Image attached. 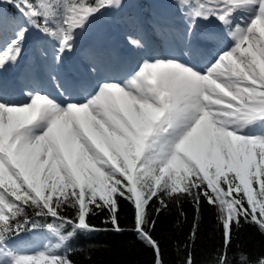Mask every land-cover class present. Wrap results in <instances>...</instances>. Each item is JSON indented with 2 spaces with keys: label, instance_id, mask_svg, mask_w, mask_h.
<instances>
[{
  "label": "snow or ice",
  "instance_id": "1",
  "mask_svg": "<svg viewBox=\"0 0 264 264\" xmlns=\"http://www.w3.org/2000/svg\"><path fill=\"white\" fill-rule=\"evenodd\" d=\"M2 4L15 7L19 20L0 47V73L20 61L30 30L54 43L59 63L91 20L121 0ZM174 8L188 37L202 23L218 25L209 39L225 43L206 67L149 57L128 79L99 83L83 102L62 84L65 99L31 91L19 103L0 91V264H75L68 241L101 231L91 215L107 211L122 231L120 200L132 205L155 264L163 260L152 235L154 201L157 216L166 199L190 198L197 214L202 199L214 207L224 233L217 264H229L233 226L243 220L264 232V0H174ZM6 24L0 7V36ZM42 228L55 243L39 250L18 243ZM239 259L248 264L246 255ZM185 264H194L191 252Z\"/></svg>",
  "mask_w": 264,
  "mask_h": 264
},
{
  "label": "trees",
  "instance_id": "2",
  "mask_svg": "<svg viewBox=\"0 0 264 264\" xmlns=\"http://www.w3.org/2000/svg\"><path fill=\"white\" fill-rule=\"evenodd\" d=\"M143 12H148L151 0H138ZM7 14V23L13 26L19 14L11 4L0 5ZM133 12V11H130ZM166 208L157 216L155 209L160 207L154 201L149 209L150 219L156 220L153 237L159 242L163 264H185L191 252L194 264H217L218 255L224 243L223 228L217 210L207 201L201 200L197 214L190 198L166 199ZM65 214L74 215V210L66 209ZM89 223L101 231L78 233L68 241L73 249L71 258L75 264H155V253L138 238L135 230L134 209L125 200L119 202L118 223L122 231L113 230L108 222L107 211L91 215ZM51 220L42 223H51ZM196 226L195 240L191 239L193 225ZM39 230L28 231V239ZM70 230V229H66ZM52 243L56 240L52 237ZM248 258V264H258L264 257V232L258 225L241 221L239 227L233 226L231 247L228 252L229 264H240V255Z\"/></svg>",
  "mask_w": 264,
  "mask_h": 264
},
{
  "label": "rangeland",
  "instance_id": "3",
  "mask_svg": "<svg viewBox=\"0 0 264 264\" xmlns=\"http://www.w3.org/2000/svg\"><path fill=\"white\" fill-rule=\"evenodd\" d=\"M151 1L152 2L149 3L150 9H149L148 17L142 18L140 22L132 23V25L134 24L135 27H132V25H130V24L125 26L124 23L121 22V19L119 18V16H113L114 15L113 12H115L116 15L121 14L123 11L124 12L135 11L137 13V11H140L138 9V7L140 6V3L137 0H121V6L114 8V9H111V10H108V11H105L102 14L97 15L94 19H92L91 22L88 24L87 28L85 30H83L82 32H80L78 35V38L76 39L74 49L72 50V53L69 55L70 66H71L70 69H75V67L77 68L78 63L80 64V66H82L81 65L82 62H80V60L81 61L83 60L85 62H89V60L86 59V57H85L87 52L91 48L100 47L102 49L105 47V46L103 47V45L104 44L106 45L108 42L110 43L111 48L107 49V50H108V52H110V54L112 53L111 61H112V63H115L114 67L116 66V68H117L116 70H118V71L120 70V66H118L119 67L118 68L117 64H116L117 61H120L121 59H125L126 55H127L126 53L121 52L122 48L124 47V46L120 47L121 43H124L126 48L129 50L128 55L131 56L130 61L133 60V63L127 68L128 71H119V72H121V74L115 76L114 78H110L108 80H113L116 82H122L123 80L128 79L130 77V75L137 69L138 65L140 63H142V61L144 59H147L149 57L166 58L165 57L166 52L163 51L165 49L160 47V42L158 40L160 37H158V36L162 35L163 33H166L167 29H164V28L161 29L160 33H162V34H158L156 32V30H154V27H159L161 24L166 23V22H168L169 24H171L170 26H172V25H174V22L172 20L177 21L181 25H186L187 22L184 19H182L179 15L176 14V11L174 8V0H169L171 8H170L168 14H169L170 18L169 17L165 18V15H167V14L165 13V10H163V8H161L159 6L158 2H156L155 0H151ZM144 14L145 13H141V15H144ZM132 17H133L132 20L135 22V16H132ZM128 19L130 20V18H128ZM18 20H16L15 23ZM143 20H145V21H147V23L151 24V26H145L143 36H146V38H147L148 34L150 33L149 34V35H151L150 37L152 39H154L159 44V47H160L159 50H161L162 55H155V54H153V52L148 51L147 44L144 42L145 38H144V40H142V38L140 37V32L139 33L137 32V31L141 30L139 28V25ZM153 21H156L158 24L154 23ZM15 23L13 26H10L8 23L5 25V29H4L5 35L0 36L2 41H4L5 38H11L12 32L15 30ZM210 23H211V26H213V27L218 26L215 22H210ZM107 24L111 28V34L109 33V30L107 29V28H109L107 26ZM126 29H128V32H126ZM129 30H132V33H130L131 36L128 35ZM171 30H172V32L176 31L174 28H172ZM202 34H204V33L201 31L197 33L198 37H196L194 40L195 46L198 43H205V44L211 43L215 46V42L213 41V39L208 40V41H205V40L200 41L201 39H200L199 35H202ZM107 35H109V37ZM121 37H122V39H121ZM204 37H207V36H204ZM131 39H139L141 41L142 47H140V48L135 47L130 42ZM171 39L174 41L173 38H170L165 43V47L173 48L172 53H169L168 55H170L171 59H176L175 57H171V55L173 54L174 51L175 52L181 51V53H183V51H185L184 47H186V46L183 44L186 43L187 38L185 39L186 41H184V42H183V40L180 39V40L175 41V43L171 42L170 41ZM147 42H149V40H147ZM220 42L221 41H219V43ZM45 43L48 44V47H50V52L45 48V45H46ZM87 45L88 46L90 45V48ZM2 46H3V43L0 45V47H2ZM175 47H176V49H174ZM107 50L105 49V51H103V52L99 51V52H100V54L106 52L104 54L107 55ZM113 50H115V51L118 50L116 53V56H114V52H112ZM123 50L125 51V47L123 48ZM151 51H154V48H152ZM97 53L98 52H93L91 54V57L95 56V57H100V58L105 59L102 56H98ZM23 55L27 61H28V56H30L29 57L30 58L29 66H28L29 68L27 67V63H26L20 69L21 70L25 69V73L27 71L28 74H32L34 72H39L38 71L39 70V68H38L39 62L42 61V62L47 63L50 60H52V61L54 60V55H55L54 43L50 39L44 38L42 35H39L38 33H36L35 30H30V33H29V35L25 41L24 54ZM192 57H193V59L199 60V58H197L195 56H192ZM103 65H106V63L103 62ZM88 68H89V70L87 71V75H85L86 80L83 81V84H80V87L76 86V88H75L79 93H81L82 95H85L86 97L95 89L93 86V84L96 83L95 78H100L99 76H101V74H102L101 72L100 73L96 72V70L94 69V67L92 66L91 63H90ZM132 68H133V70H132ZM7 69L5 71H3L2 73L4 74L7 71ZM82 71H83V69H82ZM82 71H80V74L82 77H84L82 75V73H84V72H82ZM25 78H27V75ZM16 82H17V80H16ZM39 86H40L39 87L40 89L38 87H34L32 89H29V92L41 91L42 93L51 94L52 96H54L52 93H50L51 88L49 90V88L47 87V90H48L47 91V90H44V87L42 84H39ZM84 90H86V91L89 90V91L85 92ZM4 95H5L6 99H9V100H12L15 102H19V103L27 102V97H24L22 99V97L19 96L18 94L12 95L10 93H7V94L4 93ZM59 99H61V98H59ZM83 100H81L79 102H83ZM39 232H40L39 235L47 233L44 231H39ZM49 239H50L49 243H52L51 238H49ZM24 240H25V238H21L20 242H18V243L21 244L22 246L28 248V249H31V250H39L45 245V244L41 245L40 244L41 241L38 239V237L36 239V236H35V239L33 240V242H30V243L27 242L26 243Z\"/></svg>",
  "mask_w": 264,
  "mask_h": 264
},
{
  "label": "bare ground",
  "instance_id": "4",
  "mask_svg": "<svg viewBox=\"0 0 264 264\" xmlns=\"http://www.w3.org/2000/svg\"><path fill=\"white\" fill-rule=\"evenodd\" d=\"M154 23H157V22L154 21ZM107 26L109 27L108 24H107ZM207 26H211V23H202V24H200L199 27L204 30ZM107 29L109 30V33H110L111 32L110 27ZM197 33L198 32H193L190 37H187V41L194 43L195 38L198 37ZM149 34H148V37H149ZM199 36L201 39L200 41H204V40L207 41L206 37H204V36H206L205 34H202ZM158 37L161 38V39L160 38L158 39L160 42V47L164 48L165 50H163V51L168 53V54L172 53L173 48L165 47V43L170 38L174 39V41L172 39L170 40L171 42H174V43H175V41L180 40L178 34L174 33V32L164 33ZM219 41H221V40H219ZM224 43L225 42L221 41L219 46H218V49L220 47H222ZM193 45H195V43ZM206 45L209 46L210 48H212L214 46L211 43H208V44L206 43ZM123 48H122L121 52L126 53V49L124 51ZM184 49H185V51H183V55L187 58V63L199 65L201 67L207 66V64L200 62V59L199 60L193 59L191 54H194V49L192 46H191V49L186 48V47H184ZM217 51H216V53H217ZM71 53H72V51L65 53L62 60L59 63H57L55 60H53V61L50 60L47 63L42 62V61L39 62V65H38V68H39L38 71L39 72H34L32 74H28L27 71L25 73V69H22V70L20 69L24 64L27 63V60L23 55L22 58L20 59V61L16 65L10 66L4 74L0 73V91H2L5 94H7V93H10L12 95L18 94L23 99L24 97H27V93H29V89H32L34 87H38V84H42L48 88H52L54 97L65 99L68 97L69 93L65 92V93H63V96H62L61 95L62 89L57 87V84H62L65 87H69L71 97L73 98V102H79V101L83 100L86 96L81 95V93H79L75 89L76 86L80 87L79 82L81 80H84L80 74V71L82 70L83 67L80 66V64L78 63L77 68L75 67V69H70L71 66H70L69 55ZM102 54H103L105 59L100 58V57H95V56L91 57L93 60L98 58V59H100V61L106 63V65H103V63H101L100 66L91 63L92 66L94 67V69L96 70V72L102 73L101 76H99L100 78H97V82L93 84L94 88H96V86L99 83H103L106 80L105 75L111 71V70L108 71V69H109L108 66H110L112 68V67H114V64H115V63H112L111 59L108 58V56H105L104 53H102ZM96 61H98V60H96ZM120 62L121 61H117V63H116L117 67L120 66ZM106 66H107V68H106ZM24 74H26L29 77V79H25ZM16 80H17V82H16Z\"/></svg>",
  "mask_w": 264,
  "mask_h": 264
}]
</instances>
